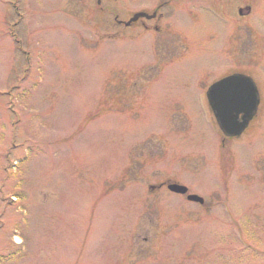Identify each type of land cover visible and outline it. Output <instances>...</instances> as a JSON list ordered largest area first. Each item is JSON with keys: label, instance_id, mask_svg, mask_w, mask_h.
I'll return each instance as SVG.
<instances>
[{"label": "rangeland", "instance_id": "rangeland-1", "mask_svg": "<svg viewBox=\"0 0 264 264\" xmlns=\"http://www.w3.org/2000/svg\"><path fill=\"white\" fill-rule=\"evenodd\" d=\"M153 1L0 0V264H264V62L119 22ZM232 70L261 105L226 138L196 93Z\"/></svg>", "mask_w": 264, "mask_h": 264}, {"label": "flooded vegetation", "instance_id": "flooded-vegetation-1", "mask_svg": "<svg viewBox=\"0 0 264 264\" xmlns=\"http://www.w3.org/2000/svg\"><path fill=\"white\" fill-rule=\"evenodd\" d=\"M153 4L154 7L151 10L144 8L138 11H129L128 17L120 23L126 28L139 27L160 34L167 18L197 20L196 22L201 26L200 31L219 34V42L223 43L225 56L232 55L234 60L237 59L236 56H244L243 62H264V0H155ZM139 12H144L146 15L133 20ZM171 24L174 30H177L174 24ZM226 38L228 41L224 47ZM234 74L248 75L257 84V80L249 72L229 71L212 81L206 89L197 91L198 108L210 111L214 116L208 99L209 89L215 82ZM260 105L261 93L259 92V103L255 116ZM220 131L222 132L221 129ZM222 134L226 138L237 137L228 136L223 132Z\"/></svg>", "mask_w": 264, "mask_h": 264}, {"label": "water", "instance_id": "water-1", "mask_svg": "<svg viewBox=\"0 0 264 264\" xmlns=\"http://www.w3.org/2000/svg\"><path fill=\"white\" fill-rule=\"evenodd\" d=\"M144 15L146 13L139 12L133 20ZM208 99L223 132L229 136H239L257 111L259 93L251 77L234 74L214 83L209 89ZM168 188L179 194L188 192L186 186L178 183L169 184ZM187 199L204 203V199L196 194H189Z\"/></svg>", "mask_w": 264, "mask_h": 264}]
</instances>
